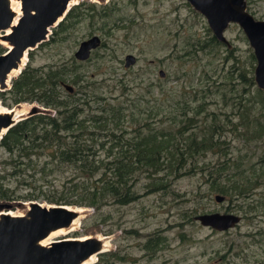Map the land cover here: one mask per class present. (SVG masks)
I'll return each instance as SVG.
<instances>
[{
	"label": "rangeland",
	"instance_id": "1",
	"mask_svg": "<svg viewBox=\"0 0 264 264\" xmlns=\"http://www.w3.org/2000/svg\"><path fill=\"white\" fill-rule=\"evenodd\" d=\"M246 2L264 20V0ZM74 6L79 20L63 19L0 90L3 107L42 118L0 141V203L13 205L4 212L25 215L34 201L82 208L52 240L107 236L93 264H264V88L243 28L230 23L220 39L189 0ZM95 35L89 58H75ZM215 213L240 220L219 230L199 218Z\"/></svg>",
	"mask_w": 264,
	"mask_h": 264
},
{
	"label": "water",
	"instance_id": "2",
	"mask_svg": "<svg viewBox=\"0 0 264 264\" xmlns=\"http://www.w3.org/2000/svg\"><path fill=\"white\" fill-rule=\"evenodd\" d=\"M72 0H21L22 14L14 25L16 13L10 0H0V40L9 43V49L0 54V87L7 88L8 74L17 68L26 52L36 48L71 9ZM208 20L217 36L224 40L223 32L236 23L245 31L257 58L255 80L264 88V20H256L248 11L246 0H189ZM11 29L10 34L6 31ZM5 32V33H4ZM4 34V35H3ZM2 43V42H1ZM100 37L95 35L82 42L76 53L77 58L85 60L91 50L98 47ZM126 65L135 63V56L126 57ZM70 91L71 85H66ZM34 107L28 113L36 114ZM22 116L17 121L10 114L0 113V134L26 119ZM224 197L216 195L222 201ZM12 209L11 204H0V264H82L92 255L102 256L104 242L99 237L62 238L49 245L41 241L58 229L70 227L78 213L68 210L62 204L44 206L34 201L25 215H12L4 212ZM203 224L219 230L235 225L240 217L235 214L203 215L199 217ZM107 237V236H104Z\"/></svg>",
	"mask_w": 264,
	"mask_h": 264
},
{
	"label": "bare ground",
	"instance_id": "3",
	"mask_svg": "<svg viewBox=\"0 0 264 264\" xmlns=\"http://www.w3.org/2000/svg\"><path fill=\"white\" fill-rule=\"evenodd\" d=\"M10 3H11V6H12V9L14 10V12L16 13V18L14 20V25L17 24L18 20H19V17L21 16L22 14V2L21 0H10ZM78 3V0H72L70 2V5L69 7H72L73 5L77 4ZM63 17H60L58 23H56L52 29H55L57 28V26L61 23V21L63 20L62 19ZM11 32V29H8L6 31V34H9ZM51 32V31H50ZM50 32L49 34L47 35V38L45 40H43L40 44H42L43 42H46L49 37H50ZM4 44H6L7 42L6 41H3ZM9 46V45H8ZM27 56H28V52L25 53V55L23 56L21 62L19 63V66L17 68H13L12 71L8 74V79H7V87L9 85V82L15 78L16 76H18V74L21 73L24 65L26 64L27 62ZM1 89V87H0ZM0 113L2 114H10L14 117V121H17L19 118H21L22 116H26V114L28 113V111H26L25 109H19L18 107H11V108H5L3 107L1 104H0ZM7 129H3L2 130V133L0 134V141L1 139L3 138V136L7 133ZM65 208H67L68 210H72V211H75L78 213V217H76L73 221V223L70 225V227H67V228H61L59 230H56V231H53L51 232L48 237H46L45 239H43L41 241V244L43 245H49L51 244L54 240H52V237L60 232H67L68 230H72L74 229L78 223H79V215H80V212H83L84 210L82 208H73L71 206H67V205H63ZM8 214H12V215H15L14 213L12 212H7ZM26 213V212H25ZM24 213V214H25ZM3 214L2 212H0V215ZM23 215V214H22ZM103 240L104 242V248H103V251H107L109 248H110V239H108V237H99ZM81 240H84L85 238H80ZM97 260V255H92L90 258H88L87 260H85L82 264H93L95 261Z\"/></svg>",
	"mask_w": 264,
	"mask_h": 264
},
{
	"label": "trees",
	"instance_id": "4",
	"mask_svg": "<svg viewBox=\"0 0 264 264\" xmlns=\"http://www.w3.org/2000/svg\"><path fill=\"white\" fill-rule=\"evenodd\" d=\"M71 13H69L68 14V16L70 15ZM58 27V26H57ZM205 47H207V46H211V45H209V44H205L204 45ZM7 51V49H6V47L5 46H3L1 43H0V54H3V53H5ZM252 59H255V57H254V55L252 56ZM238 70H240V68H239V66H238V68H237ZM235 70H236V68H235ZM237 70V71H238ZM241 71V70H240ZM242 72V77H241V79L242 80H248V81H251L252 80V78L251 79H249L248 77L249 76H252L251 75V72L250 73H246V71L245 72H243V71H241ZM241 80V81H242ZM262 101H263V103H264V98L262 99ZM12 107V106H11ZM75 111H77V108L73 111V112H75ZM199 113V112H198ZM75 117V115H73V116H70V117H68L69 119H73ZM40 119H42L41 118V116L40 117H37V118H33V119H31V120H28V121H25V122H20L17 126H15L14 128H12V133H19V132H22L23 130H24V128L26 127V125L27 124H29V123H33L34 121H39ZM56 120V123L55 124H57V121H58V119H55ZM192 118H190V119H188V122H186V124L183 126V129L184 128H186L187 130H189L190 132H189V134L186 136L188 139H191L192 140V142H194V141H197L198 139L196 138V137H193L194 136V134L196 133V132H193L192 130L194 129L193 128V126H192ZM41 122H43V121H41ZM221 123V125H222V127L223 126H225L226 128L227 127H229V122H228V119L226 118L225 120H223V121H221L220 122ZM9 133V132H8ZM193 133V134H192ZM218 139H219V137L218 138H216V141L215 140H213L214 142L212 143V144H218ZM10 142H11V139H8L7 140V143L5 144V146H7V147H9V144H10ZM83 142H80L79 144H82ZM203 143V142H202ZM78 144V145H79ZM184 146V148L186 149V147L188 146H186V145H183ZM71 149H73V150H75V149H77V150H75L76 151V153H80V154H82V150H85V147L84 146H76V147H72ZM188 149H190V151H187L186 152V157L187 156H189V154L191 153V155H194V153L192 152V150H193V144H191L190 146H189V148ZM200 162L201 161H196V163H197V165H199L200 164ZM120 164H122V165H124V163L123 162H119ZM238 170V169H237ZM225 171L226 170H222V169H216L215 170V172L213 173V174H211L210 176H213L214 174L217 176H224L225 175ZM226 176H228V175H226ZM250 177H252V176H250ZM236 185H237V183H236ZM239 186H240V184H238ZM245 187H247V185L246 184H244L241 188H245ZM104 256V255H103ZM103 256H101V257H103Z\"/></svg>",
	"mask_w": 264,
	"mask_h": 264
},
{
	"label": "flooded vegetation",
	"instance_id": "5",
	"mask_svg": "<svg viewBox=\"0 0 264 264\" xmlns=\"http://www.w3.org/2000/svg\"><path fill=\"white\" fill-rule=\"evenodd\" d=\"M78 8H79L78 6H74V7L71 9L72 11H71V10L69 11V13H71V14H70L69 16H68V14H67L65 18H66V19L68 18V20H69V19H72V18H74V20H79V17H78V13H79V12H77ZM65 18H64V19H65ZM66 19H65V20H66ZM65 20H62L61 23H63ZM68 20H66V22H67ZM61 23H60V24H61ZM60 24H59L58 26H59V29L61 30V28H60L61 25H60ZM3 35H4V34H3ZM54 41H55V40H54ZM54 41H53V42H54ZM83 41H84V40H83ZM83 41H82V42H83ZM82 42L80 43V46H81ZM39 45H40V44H39ZM39 45H38V46H39ZM38 46H37V47H38ZM80 46H79V48H80ZM37 47H36V48H37ZM36 48H34V49H36ZM79 48L77 49V51L79 50ZM34 49H33V50H34ZM33 50H31V51H33ZM77 51H76V53H77ZM75 58H77L76 54H75ZM88 58H89V57H88ZM88 58H87V59H88ZM77 59H79V58H77ZM87 59H85V60H87ZM135 59H136V58H135ZM79 60H81V59H79ZM63 83H64V82H61V85H63ZM42 85H43V84H42ZM66 85H67V84H65V87H66ZM46 86H47L48 91H50V90L56 88L55 85L52 84V83H50V84H46ZM72 88H73V87H72ZM2 89L4 90V89H6V88H1L0 90H2ZM69 91H70V90H69ZM71 92L73 93V90H72ZM12 106H13V105H12ZM37 115H39V110H38L37 113L34 114V115H31V116H30V115L28 114L27 117H26V119H24L22 122H25V121L31 120V119L37 117ZM0 204H3V203H0ZM12 207H13V205H12Z\"/></svg>",
	"mask_w": 264,
	"mask_h": 264
}]
</instances>
